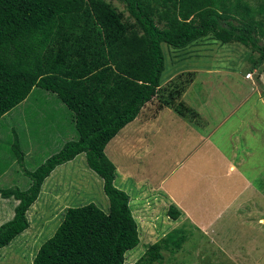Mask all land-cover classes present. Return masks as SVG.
Wrapping results in <instances>:
<instances>
[{
  "label": "trees",
  "instance_id": "1",
  "mask_svg": "<svg viewBox=\"0 0 264 264\" xmlns=\"http://www.w3.org/2000/svg\"><path fill=\"white\" fill-rule=\"evenodd\" d=\"M117 1L123 10L107 0H0V120L40 88L73 112L78 133L34 171L24 169L16 133L11 153L30 186L0 189V198L18 202L14 217L0 225V250L30 228L28 213L46 179L81 154L110 202L108 212L95 204L67 208L33 264H127V252L139 246L130 197L116 186L117 169L105 150L155 98L158 110L199 121V113L180 101L182 89L162 85L163 44L184 49L212 38L259 52V59L251 57L254 70L264 63V0ZM182 215L170 206L172 220ZM187 238L174 230L135 264L162 263L163 253L175 255Z\"/></svg>",
  "mask_w": 264,
  "mask_h": 264
},
{
  "label": "rangeland",
  "instance_id": "2",
  "mask_svg": "<svg viewBox=\"0 0 264 264\" xmlns=\"http://www.w3.org/2000/svg\"><path fill=\"white\" fill-rule=\"evenodd\" d=\"M107 1L120 10L124 8L117 0ZM261 44L264 45V39ZM162 48L166 56L163 87L172 83L170 87L177 85L182 89L180 101L199 113V121L191 120L192 116L190 119L184 118L173 109L164 110L158 122L140 125L142 121H136L129 124L128 128L126 127L113 139L110 148L105 152L117 169L116 184L121 190L128 192L131 189L132 192H137L135 184L142 185L152 198H156L159 192L156 188L165 177L169 176L165 184L167 190L172 188L177 196H182V193L187 190L189 192L187 197L191 196V206L197 212L198 219L209 220L212 211H204L205 209L219 207L221 205L219 198L228 197L229 200L232 198L231 195L202 197L203 187L201 182L198 183L197 173L203 172L206 175L210 170L209 174L217 177L214 180L215 184L223 181L219 176L225 174L224 169L216 165L212 170L219 153L214 150L211 153L210 148L207 157L202 154L206 152V149L199 148L189 159L183 160L187 150L194 149L200 143V136H205L207 132L210 133L215 128L217 130L213 136L214 141L224 150L234 148L237 145L235 140L230 142L228 138L225 139V136L234 127L237 128V121L240 118L249 120L251 117L253 124L257 125L258 142L253 145L254 154L244 166L243 172L251 177L255 174L258 177L261 174L263 179L257 178V187L264 193V63L254 70L251 57L259 59V52L238 43L222 44L212 38L202 39L184 49H174L167 44H163ZM248 74H251V77H247ZM39 91L42 90L39 89ZM158 100L155 98L148 103L146 108L144 107L145 113L151 117L159 113ZM252 107L258 115L249 112L244 113V116H238L239 109L250 110ZM222 123L223 125L219 128ZM22 126L23 123L15 114L0 122V170L13 159L12 145L16 140V133L20 134ZM68 131H71L70 127ZM72 131L76 136L73 140H77L75 123ZM43 150L31 149V153L27 159L25 158L26 169L33 171L44 162L46 157L42 155ZM81 155L74 162L65 164L61 170L60 175L63 176L61 182L65 181L66 193L62 194L60 187L59 198L53 200V203L50 200L45 204L37 202L32 206L33 209L28 213L30 228L10 246L0 250V264H33L40 247L53 237L62 223L67 208L95 204L104 212L109 211L110 202L104 192L103 180L88 167L86 155ZM15 184L21 190H26L30 186V180L25 174H16ZM13 187L15 186L7 180H0V189ZM73 187L76 188L73 190ZM213 193L212 190L211 194ZM158 199V204L147 203L151 207L150 212L142 217V222L139 218H135L139 226L141 242L135 249L127 252V264H135L145 255L150 246L177 229L184 230L188 236L182 250L175 255L164 252L163 262L155 264H254V262L264 264V256L258 260L241 258L242 260L235 261L223 258L227 255L215 250L216 245L222 241L217 239L218 231L215 233V238H210L211 244H208L209 239L202 236L200 230L180 224L181 218L172 220L168 216L169 208L173 203L166 205L165 197H162V200L161 197ZM261 200V203L256 201L264 206V196ZM11 201L14 200L11 199ZM153 206H155L156 214L151 211ZM12 211L13 208L9 203L0 206V213H3L2 222L8 220L5 218H9ZM234 222L237 223V220ZM222 226L229 227L231 224L224 220ZM227 230L229 232L236 230L240 233V245L247 247L251 244L246 229L229 228ZM261 256L260 254L258 258Z\"/></svg>",
  "mask_w": 264,
  "mask_h": 264
},
{
  "label": "crops",
  "instance_id": "3",
  "mask_svg": "<svg viewBox=\"0 0 264 264\" xmlns=\"http://www.w3.org/2000/svg\"><path fill=\"white\" fill-rule=\"evenodd\" d=\"M39 89L40 88H34L28 98L7 113L0 122L6 117L15 114L24 126L21 128L20 134H17L20 139L21 147L26 154V159L31 153V149H44L42 155H45L46 157L44 160L45 162L48 158L57 154L66 142L72 141L73 137H76L72 131L75 122L73 113L62 103L57 94L42 89V91H39ZM145 108L142 109L141 114L133 122L142 121L140 122V125L150 124L153 121L158 122V120H161L163 116L162 112L164 110H172L170 108H164L151 117L148 113H145ZM249 112L250 114L258 115V112H255L253 107L250 110L239 109L237 114L238 116H244V113L246 114ZM237 122V128L234 127L233 130L226 135L227 137L225 136V139L228 138L230 142L235 140L237 145L234 148L224 150L214 141L213 136L217 130V128H215L212 132H207L205 136H200V143H198L194 149H191L190 151L188 149L186 157L183 160L186 161L189 159L199 148H202L203 150L206 149V152H203L202 154L207 157L210 148L211 153H213V150L216 153H219L218 158L215 160V164L212 166V170L215 169L216 165L224 169L225 174L219 176L223 181L218 180L221 187L220 184L214 183V180L215 178L217 179V177L209 174L210 170L207 171L206 175L203 172L202 174L197 173L199 176L198 183L201 182L203 187L202 197L207 196V198H209L211 195H231L232 198L230 200L228 197L219 198L218 200L221 204L219 207H209L208 209H205L204 211H212L209 220L200 218L201 221H199L200 219H198L197 212L191 206V196L187 197L189 194L187 190L182 193V196H177L172 188L169 191L167 190L165 184L169 179V176L165 177L156 188V190L159 191L156 198H152L147 192V189H145V186L142 185L137 186L135 184V188L138 189L137 192H132L131 189L127 192L123 189V191H125L130 197V206L134 217L136 219L139 218L142 222V217L150 212L151 207H149V204H153L154 202V205L158 204V198L161 197L162 200V197H165L166 205H171L173 203L183 211V216L181 217V220H179L180 224L190 226L191 228L193 226L200 230L202 236H206L209 239L207 241L208 244H211L210 238H215V233L218 231L217 239H222V241L216 245L215 250H218L220 254L225 253L227 255L223 258L235 261L241 258L245 260L262 259L264 256V206L259 205L256 200L261 203V197L264 196L262 189L257 187V178L259 177L258 180H262L263 177L261 174H259L258 177L255 174L252 175V178L251 175L247 176V174L243 172L244 166L247 165L246 163H248L249 159L251 160L254 154L253 145L258 142L257 125L253 124L251 117H249V120H247V118H240ZM222 125L223 123L219 125V128ZM69 127L71 131H68ZM125 128L123 130H125ZM13 131H15V129H13ZM111 142L107 145L106 152L110 148ZM64 165L57 167L56 170L46 179L37 202L45 204L51 200L53 203V200L59 198L60 187L62 189V194L66 193L67 186L65 187L64 180L61 182V177L63 176L60 175ZM24 169H26L25 164ZM24 169L20 167L13 158L9 164L5 165L2 170H0V180L5 179L11 183V185L17 187L15 184V175H24ZM205 181L206 185H204ZM74 188L76 187H73V190ZM204 190L206 191L205 195ZM212 190L214 191L213 194H211ZM8 203L11 204L13 211L9 218H4L10 220L18 202L15 200L11 201V199L6 200L0 198V206ZM222 205L223 207L221 208ZM32 209L33 208H31V210ZM151 211L156 214L155 206H153V210ZM5 215L6 214H4V216ZM2 218L3 213H0V225L2 224ZM156 219L157 218H155V220ZM224 220H227L231 226H222ZM235 220H237L238 224L234 222ZM229 228L246 229V234L249 237L248 239L251 244L247 247L240 245V233L236 230L234 232H229L227 230ZM260 254L262 256L261 258H258ZM254 264H258V262H254Z\"/></svg>",
  "mask_w": 264,
  "mask_h": 264
},
{
  "label": "built area",
  "instance_id": "4",
  "mask_svg": "<svg viewBox=\"0 0 264 264\" xmlns=\"http://www.w3.org/2000/svg\"><path fill=\"white\" fill-rule=\"evenodd\" d=\"M247 77H251V74H248V76Z\"/></svg>",
  "mask_w": 264,
  "mask_h": 264
}]
</instances>
